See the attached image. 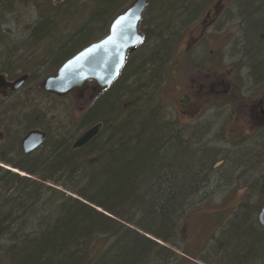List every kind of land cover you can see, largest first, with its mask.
<instances>
[{"label":"trees","instance_id":"trees-1","mask_svg":"<svg viewBox=\"0 0 264 264\" xmlns=\"http://www.w3.org/2000/svg\"><path fill=\"white\" fill-rule=\"evenodd\" d=\"M131 1L0 0V75H24L29 83L54 74L104 36ZM197 5L149 0L140 22L142 43L79 118L77 133L102 124L83 147L71 148L74 135L49 134L40 148L23 155L16 149L20 138L6 133L0 163L26 176L0 167V264H264V226L257 221L264 202V123L229 137L232 131L221 126L214 138L218 148L200 128L178 127L151 109V93L172 68L170 58ZM27 9L35 17L17 45L2 25ZM238 11L249 26L247 48L257 56L264 49V0H244ZM41 43L39 59L33 53ZM258 63L264 76V60ZM21 109L23 129L40 127L41 119ZM241 177L244 201L214 232L206 230L205 257H178L170 248L180 249L186 217L209 191L229 192Z\"/></svg>","mask_w":264,"mask_h":264},{"label":"rangeland","instance_id":"rangeland-1","mask_svg":"<svg viewBox=\"0 0 264 264\" xmlns=\"http://www.w3.org/2000/svg\"><path fill=\"white\" fill-rule=\"evenodd\" d=\"M60 1L56 0V2ZM209 2V5L203 4L202 10L193 19L194 21L186 26L182 40L170 58L172 68L168 67L165 70L151 93V109H157L158 114H162L165 120L173 121L178 127L192 125L200 128L205 131L203 139L210 144L213 143L211 146L219 148L220 146L215 145L219 139L214 140V138L221 126L226 132L232 131L229 132V137L234 133L239 134L237 133L239 131L241 134L252 133L256 123L259 122L254 104L264 93L263 70H259L261 68L258 63L264 60V49L261 47V53L257 56L251 55L252 51L250 52L246 45L249 26L248 24L244 26L241 15L239 17L234 15L232 20L242 22V27L246 28V38L242 44L238 40L236 44L222 49L217 26H212L207 31L205 39L200 44H192L191 38L199 32L204 14L213 7L215 0ZM9 17V21L2 25V32L8 35L9 41L19 45L22 42L21 35L24 33L25 26L34 20L35 13L31 9L16 10ZM242 36L244 39V32ZM43 51L41 43L33 53L34 57L42 59ZM256 67L259 74L254 72ZM43 80L40 77V80L24 83L13 92L6 90L1 94L0 90L2 102L0 103V128L4 134L0 150L7 141V132L11 133L9 135L12 138L14 135L19 139L28 130L23 129L27 124L21 125L24 118L19 115L20 107L24 115H31L37 121L41 119V123L38 122L40 127L48 125L49 134L56 138L58 135L65 134V136L74 135L73 138L76 139L84 131L77 133L75 129L79 118L93 104L95 98L89 101V93H84L79 99L69 95L61 98L46 97L41 89ZM187 96H189L188 100ZM5 107H12L13 110L2 114L1 110ZM5 153L10 154L5 155V158L14 163L11 151ZM0 167L20 176H26L25 173L6 165L0 164ZM229 187L232 189H229V192L223 187L209 191L204 196L207 200H203L202 204L193 209L183 221L180 227L179 248L181 251L177 254L178 257L183 258V253L191 257H205L203 249L208 240L206 230L214 232V228L222 224L229 211L240 201H244L246 194L244 195L243 178L233 181ZM195 263L204 264L197 260Z\"/></svg>","mask_w":264,"mask_h":264},{"label":"water","instance_id":"water-1","mask_svg":"<svg viewBox=\"0 0 264 264\" xmlns=\"http://www.w3.org/2000/svg\"><path fill=\"white\" fill-rule=\"evenodd\" d=\"M148 3V0H132L113 19L104 36L71 56L54 74L42 81L43 91L55 97L77 95L87 89L90 90L92 97L104 92L118 77L127 56L143 41L140 22ZM25 80L24 75L13 81H7L0 75V88L13 92L19 89ZM257 109L264 118V94L258 100ZM101 129V123L87 128L74 140L72 149L83 147L96 137ZM45 136L40 130L28 131L20 142L22 151L33 152L43 143ZM3 139L4 134L0 128V142ZM257 221L264 226V202L257 213Z\"/></svg>","mask_w":264,"mask_h":264},{"label":"flooded vegetation","instance_id":"flooded-vegetation-1","mask_svg":"<svg viewBox=\"0 0 264 264\" xmlns=\"http://www.w3.org/2000/svg\"><path fill=\"white\" fill-rule=\"evenodd\" d=\"M236 4H237V0H216L214 7L211 9H208V11L205 12V14H204L205 16L201 21L199 32L197 33L196 36L191 38V43L192 44H196V43L200 44V42H202L203 39H205V35H207V31L212 26H217L218 31H219L218 36H220V38H221V40H220L221 44L220 45H221L222 49L224 47L226 48V46H231V45L236 44L238 40L242 44V42L245 41V38H246L245 37L246 36V28L242 27V22L237 21V20H236V22H234L235 20L234 21L232 20V19H234V15H237L238 17L240 16V13L238 11V7L236 6ZM238 30H240L239 34L237 33ZM242 32H244V39L242 36ZM246 40H247V38H246ZM41 89H42V87H41ZM0 90H1V94L6 92V90L10 91L9 89L3 90L2 88H0ZM84 93L90 94L88 97L89 101H92L94 99V97L91 99L92 96H91V92L89 89L84 90L81 94H77V95L71 94L69 96H73L74 98L79 99L83 96ZM214 94H215V92H214ZM52 97H55V96H52ZM186 98L188 100L189 96H187ZM258 99H257V102L254 104V107L256 109H257ZM195 109H197V107ZM256 114H257V117L259 120V122H258L259 124L258 123H256V124H258V125L263 124L264 118H263V116H261L259 114L258 109H257ZM33 129L40 130V131L45 133L46 136H45L43 143L48 138V135H49L48 125H46L45 127H41V128L37 127V128H31V129L26 130L24 135L19 139L18 146L16 148L18 150V152H20L23 155H26L29 153H24L22 151L20 142H21L22 138L25 136V134L28 131L33 130ZM42 144L38 148H40L42 146ZM37 149H35V150H37Z\"/></svg>","mask_w":264,"mask_h":264},{"label":"bare ground","instance_id":"bare-ground-1","mask_svg":"<svg viewBox=\"0 0 264 264\" xmlns=\"http://www.w3.org/2000/svg\"><path fill=\"white\" fill-rule=\"evenodd\" d=\"M149 1V0H148ZM189 1H191V2H193V3H198V5H197V7H195L194 9H195V15H198V13L202 10V6H203V4L205 5L206 3H208L209 1H212V0H189ZM216 1V0H215ZM244 2V0H237V4H236V6L237 7H239L242 3ZM210 3V2H209ZM209 3H208V5H209ZM201 4V5H200ZM211 4H212V2H211ZM207 5V6H208ZM214 5H215V3L213 4V7H214ZM148 6V5H147ZM199 6H200V11H199ZM210 7H211V5H210ZM212 7V8H213ZM119 14V13H118ZM117 14V15H118ZM116 15V16H117ZM196 18V16L193 18V19H195ZM192 19V20H193ZM113 21V20H112ZM111 21V22H112ZM245 19H243V22H244V26L245 25H247V21H246V23H245ZM75 140V139H74ZM74 140H72L71 141V148H72V144H73V142H74ZM7 154V153H6ZM7 156H9V155H7ZM1 164V163H0ZM3 165H5V164H3ZM174 253H176V254H178L179 253V251H181V250H177V249H173V248H170Z\"/></svg>","mask_w":264,"mask_h":264}]
</instances>
